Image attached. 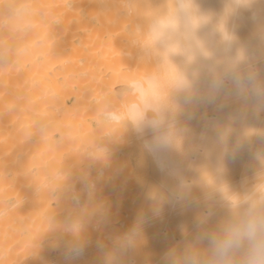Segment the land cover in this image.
I'll return each mask as SVG.
<instances>
[{
    "label": "bare ground",
    "instance_id": "obj_1",
    "mask_svg": "<svg viewBox=\"0 0 264 264\" xmlns=\"http://www.w3.org/2000/svg\"><path fill=\"white\" fill-rule=\"evenodd\" d=\"M74 1L0 0V264H249L264 246V0H126L135 15L110 0L97 17L145 14L142 38L87 33L105 57L89 53L102 71L88 61L79 82Z\"/></svg>",
    "mask_w": 264,
    "mask_h": 264
},
{
    "label": "rangeland",
    "instance_id": "obj_2",
    "mask_svg": "<svg viewBox=\"0 0 264 264\" xmlns=\"http://www.w3.org/2000/svg\"><path fill=\"white\" fill-rule=\"evenodd\" d=\"M72 1H74V0H72ZM79 1H80V0H78L77 2L74 1V4H77ZM84 1H85L84 4L86 3L85 6H83L84 8H83V7L81 8V5H80V6H79V5H75V6H78V7H76V8H75V7H72V9H71V10L76 11V12L78 13V15H79V13H80L79 16H78L75 12H74V13H75V14H74L73 11H72L71 14H74V15L78 16V17H79V20L81 19V23H80V21L78 20V17H77V19H76V17H72V16H71L72 21H71V18H70V21L72 22V23H71V27L73 28V31H71L72 29L70 30V34L72 33V34L70 35V38H71L73 41H72V40H70V41H71V42L73 43V45L76 46L77 48H78V46L81 48L82 45H83V46H86V45H87L86 48H88V46H89V49H92L91 47H92L93 44H94V47H93V49L91 50V52H90L89 49L87 50L86 48H81V49L79 48V49H76L77 51H80L81 53H78L76 50H75L76 52L73 51V50L71 51V52H75V53L78 54V55H76V54H75V55H74V54L72 55V56H75V57L73 58V60H76V59H77V60H76L75 63H73V65L76 66V68L73 67V68L75 69V72L72 70L73 68L71 69V70L73 71V73H71V74H72V77H73L72 79H74V80L76 79V80H78V82H79V79H80V78L77 79V75H76V73L78 74V77H80V76L82 77L85 73H87V71H89V70L91 69V67H92V69H94V65H95L96 67L99 66V62H97V63H98V64H97L96 62H94L93 60H91L90 57H92V55L94 56V59H95V56H96L97 59H101V60H102V58L105 57V56L103 57V56L101 55L102 58H99V57H101V56L99 55V52H98V51L101 49V47L98 46V43L96 42L98 35H100V33H102V32H100V33H98V34H96V32H94V35H92V34H93V33H92V34H90V35H91V37H90V36L88 35L89 33H91L90 31L93 32V30H95V29H96V30L99 29V30H98V32H99V31L103 30L104 33H102V37H101V36L99 37L100 41H101V39H103L104 41H106V40H107V37H106V36H108V38L111 37L112 39L110 38V40L115 39V38L117 37V36H116L117 34H114V33H116V31H117V32H120V33L123 32L124 35H125V34H127V35L130 34V36H131L132 38L128 35V36H127L128 39H129V37H130L131 39H133L134 36H135V37L138 36V37H136V39H134V40L137 41V38L140 40V38H142V37H140V36H142V35H141V34L139 35V31L136 29V25L139 26V24H141L140 27H141V26L143 27V25H144V24H143V23H144V18H145V17H144L145 14H143V17H144V18H143V17H142L141 19L139 18V20H138L136 17H132V18H133L132 20L135 21V25H134V21H129V19L125 17V12L127 13L128 11H130L129 8H130L132 5H130V6L127 5V4H126V2H127L126 0H124V2H121L122 4L120 3L122 6H120L119 1H118V3H117V4H118V7L120 6L121 9H122V8H123V9L127 8V7H124V6H123V5H124L123 3L126 4L125 6H128V7H129V8H127V11L125 10V12H124V10H120L121 12L123 11V14H124V15H121V16H120L122 21L120 20L119 17H117V15H118L117 12H116L117 10L114 11V8H115V9H119L120 7L118 8V7H114L115 5H113V6L110 5V4H113L114 0L111 1L112 3H110V0H108L109 2H108V1H107V2L103 1V4L105 3L104 6H103V4H101V6H100V4H99L100 2H99L98 0H89V1L87 0L88 2H87L86 0H84ZM97 1H98V2H97ZM125 1H126V2H125ZM139 1H140V7H141L142 3L145 2L146 0H145V1H141V0H139ZM101 2H102V1H101ZM116 2H117V0L115 1V3H116ZM141 2H142V3H141ZM72 3H73V2H72ZM82 3H83V2H82ZM97 3H98L99 5H97ZM106 3H110L109 5H110L111 7H114V8H112V9H113V11H114L113 14H115V12H116V14H117L116 16L114 15L115 18L117 17V18H116L117 23H116L115 20H113V18H111L112 16L110 17V15H112V14L109 13V11L107 10L108 8H107V7H106L105 9L103 8V7H105ZM115 3H114V4H115ZM133 3H136V2H133ZM74 4H72V6H73ZM84 4H83V5H84ZM117 4H116V5H117ZM143 4H144V3H143ZM137 5H139V3H138ZM96 6H97V7H96ZM99 6H100L101 8H103L105 11L102 9L103 11L100 12ZM133 7H134V6H133ZM133 7L130 8V9H134V10H131V12H132V11L135 12V9H137V8H133ZM135 7H136V5H135ZM73 8H74V9H73ZM95 8H97V9H95ZM138 8H139V6H138ZM141 8H142V7H141ZM75 9H76V10H75ZM110 9H111V8H110ZM112 9H111V10H112ZM139 9H140V8H139ZM106 10H107V12L110 14L109 17H108V14H105L106 16H105V15L102 16L104 19H103V18L99 19L100 16H98V17H99V18H98L97 15H98V14L100 15L102 12H103V13L106 12ZM95 11H96V12H95ZM138 11H139V10H138ZM118 12H119V11H118ZM121 12H119V13L122 14ZM131 12H128V14L131 13ZM134 12H132V14H133ZM103 13H102V14H103ZM136 13H137V12H136ZM96 14H97V15H96ZM120 14H119V15H120ZM128 14H127V15H128ZM139 14H140V13H139ZM139 14H138V15H139ZM74 15H73V16H74ZM119 15H118V16H119ZM127 15H126V16H127ZM133 15H135V14H133ZM138 15H136V16H138ZM141 15H142V13H141ZM114 16H113V17H114ZM131 16H132V15H131ZM106 17H108V18H106ZM124 17H125V19H128V20H125V19H124L125 21H129V22H128L129 24L127 23L126 26L123 25L122 23H120V22H124V23H125V21L123 20ZM127 17H128V16H127ZM129 17H130V16H129ZM140 17H141V16H140ZM82 18H83V21H84V22L82 21ZM96 18H97V19H96ZM118 18H119V19H118ZM134 18H135V19H134ZM98 19H99V22H101V20H102V21L105 20V21H103L104 23H98ZM109 19H110V20H109ZM130 19H131V18H130ZM77 20H78V21H77ZM112 20H113V21H112ZM119 20H120V22H119ZM136 20H137V21H136ZM110 21H112L113 23L110 22ZM78 22H79V24H77ZM131 22H132V23H131ZM75 23H76V24H75ZM83 23H85V24L83 25ZM107 23H108V24H107ZM72 24H73V25H72ZM74 24H75V25H74ZM80 24H82L81 26H83L84 29H83V27L81 28ZM99 24H100L101 26H102V24H103L102 28H103V27H106V28H107L106 25H108V28H109V27H110V28H109L108 31H107L108 28H107V29H106V28L100 29L101 26H100ZM105 24H106V25H105ZM121 24H122V25H121ZM125 24H126V23H125ZM78 25L80 26V28H79L80 30L78 29ZM114 25H115L116 27H115ZM119 25H120V26H119ZM129 25H130L131 27H130ZM132 25H133V26H132ZM111 26H113V27H112L113 29L111 28ZM117 26H118V27H117ZM121 26H122V30H123V31H120ZM128 26H129V27H128ZM87 27H88V28H87ZM132 27H133V28H132ZM142 27H141V29H142ZM75 28H76V29H75ZM118 28H119V29H118ZM125 28H127V29H125ZM74 29L76 30V32H74V31H75ZM82 29H83V31H84V33H85L84 35H82V33H83ZM87 29H88V30H87ZM104 29H105V30H104ZM111 29L113 30V33L111 32V31H112ZM115 29H116V30H115ZM134 29H135V30H134ZM139 29H140V28H139ZM96 30H95V31H96ZM128 30H129V31H128ZM142 30H143V29H142ZM81 31H82V33H81ZM106 31H107V32H106ZM109 31H110V32H109ZM114 31H115V32H114ZM125 31H126V32H125ZM140 31H141V30H140ZM73 32H74V33H73ZM79 32H80V33H79ZM128 32H129V33H128ZM136 32H137V34H136ZM87 33H88V34H87ZM106 33H107V34L109 33V35H104V34H106ZM120 33H118V36H120ZM141 33H142V31H141ZM73 34H75V35H73ZM131 34H132V35H131ZM142 34H144V31H143ZM78 35L80 36V39H79V36H78ZM85 35H86L87 37H86ZM95 35H96V36H95ZM81 36H85L84 39H85V38L88 39V37H89V39H88V40H90V41H88L89 43H86V42H85L86 44H82L83 41H86V39L83 40V39L81 38ZM113 36H116V37H113ZM121 36H123V35L121 34ZM76 37H77V38H76ZM123 37H124V36H123ZM135 37H134V38H135ZM73 38H75V39H73ZM91 38H92V39H91ZM93 38H96V39L94 40ZM125 38H126V37H125ZM125 38H123V41H125ZM127 38H126V39H127ZM81 39H82V40H81ZM105 39H106V40H105ZM120 39H121V37H120ZM131 39L128 40V41H129V42H130V41H133V42H134V40H131ZM78 40H79V41H78ZM80 40L82 41V43H81ZM108 40H109V39H108ZM118 40H119V39H118ZM118 40H117V41H118ZM94 41H95V42H94ZM97 41L99 42V40H97ZM104 41H103V42H104ZM76 42H77V44H76ZM93 42H94V43H93ZM103 42L101 41L100 44L102 45ZM111 42H112V41H111ZM126 42H127V41H126ZM126 42H124V47H125V46L128 47V46H127V45H128V42H127V44H126ZM79 43H80V45H78ZM115 43H116V41H115ZM115 43H113V44H115ZM96 44H97V48L95 49V45H96ZM117 45H118V44H117ZM74 46H73V47H74ZM131 46H133V44H131ZM137 46H138V47H137ZM137 46H135V49H136V50L134 49V46L131 47V48L134 49L135 52H137V50L140 49L139 47H141L140 45H137ZM99 47H100V48H99ZM112 47H114V45H113ZM136 47H137L138 49H137ZM71 49H72V47H71ZM73 49H74V48H73ZM82 49H83V50H82ZM94 49H95V50H94ZM105 49L108 50L109 48H108V49H107V48H104V50H105ZM124 49H125V48H124ZM86 50H87V51H86ZM97 50H98V51H97ZM82 51H83V52H82ZM93 51H94V52H93ZM95 51H96V52H95ZM102 51H103V50H102ZM108 51H109V50H108ZM138 51H139V50H138ZM71 52H70V53H71ZM109 52H110V51H109ZM82 53H84L83 55H85V54L87 53L89 57L87 58V55H86V56H84V57H86V58H84V57L82 56ZM89 53H90V54L92 53V55L90 56ZM93 53H94L95 55H94ZM96 53H97V54H96ZM100 53H101V52H100ZM103 54H105V53H103ZM137 54H138V53H137ZM137 54H136V56H137ZM80 55H81V57H80ZM98 56H99V57H98ZM79 57H80V58H79ZM78 58H79L80 60H79ZM136 58H137V57H136ZM138 58H139V57H138ZM141 58H142V57H141ZM83 59H84V60H83ZM97 59H96V60H97ZM132 59H133V58H132ZM132 59H131V60H132ZM73 60H72V61H73ZM101 60H100V61H101ZM133 60L135 61L136 59H133ZM81 61H82V62H81ZM88 61H90V62H89L90 64L93 62V65L91 64V65H90L91 67L89 66L90 69H89V67H87L89 70H87V68H86V66H88V65H87V64H88V63H87ZM91 61H92V62H91ZM137 61H139V62H137ZM142 61H143V58H142L141 60H139V59L136 60L135 63L137 62L138 65H135V63L133 62V63H134V66H138L140 70L142 69V71L144 70L143 72L141 71V73L138 71V73H139L140 76H141V74H142V76H144V72H145V74H146L147 71H148V68H147V67H150V66L148 65L149 63H146V65H147V67H146V66L144 65V63H143V62H145V60H144L143 62H142ZM140 62H141V65H139ZM78 63H79V64H78ZM84 63H85V64H84ZM95 63H96V64H95ZM131 63H132V62H131ZM137 63H136V64H137ZM75 64H76V65H75ZM80 64H81V65H80ZM142 64L146 67L147 71H146V69H144V67L142 66ZM79 65H80V66H79ZM82 65H83V66H82ZM77 66H78V68H79V69H78V70H79L78 72L76 71V70H77ZM141 66H142V68H140ZM80 67H81V69H80ZM102 68H103V67H102ZM102 68H100V66H99L100 71H102ZM84 69L87 70V71L84 72V73H83V71H82V72L80 71V70H84ZM85 70H84V71H85ZM96 71H97V70H96ZM96 71H95V72H96ZM98 71H99V70H98ZM100 71H99V72H100ZM103 71H104V70H103ZM79 72H81V74H80ZM96 73H97V72H96ZM73 75H74V76H73ZM140 76L137 77V78H141V77H142V76H141V77H140ZM84 77H85V76H84ZM82 78H83V77H82ZM137 78H136V79H137ZM86 79H87V78H86ZM136 79H134V80H136ZM76 80H75V81H76ZM84 80H85V79L83 78V81H84ZM137 80H139V79H137ZM76 82H77V81H76ZM76 82H75V83H76ZM130 94H132V93H130ZM132 95H133V94H132ZM131 97H132V96H131ZM132 162H133V161H132Z\"/></svg>",
    "mask_w": 264,
    "mask_h": 264
},
{
    "label": "clouds",
    "instance_id": "obj_3",
    "mask_svg": "<svg viewBox=\"0 0 264 264\" xmlns=\"http://www.w3.org/2000/svg\"><path fill=\"white\" fill-rule=\"evenodd\" d=\"M244 0H237L238 6L242 4ZM183 8V4L180 5ZM114 118V117H113ZM257 230V223L255 221L250 222L247 225V231L250 236L254 235ZM74 251L78 252L79 249H75ZM249 264H264V246L258 245L252 254V257L249 261Z\"/></svg>",
    "mask_w": 264,
    "mask_h": 264
}]
</instances>
